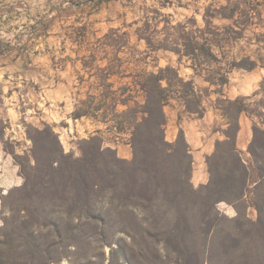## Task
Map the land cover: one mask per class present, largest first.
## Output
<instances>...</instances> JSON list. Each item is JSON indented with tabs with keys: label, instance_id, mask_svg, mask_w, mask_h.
Segmentation results:
<instances>
[{
	"label": "trees",
	"instance_id": "trees-1",
	"mask_svg": "<svg viewBox=\"0 0 264 264\" xmlns=\"http://www.w3.org/2000/svg\"><path fill=\"white\" fill-rule=\"evenodd\" d=\"M206 1L202 24L195 14L175 20L162 10L163 3L145 7L134 23L150 51L174 52L204 77L208 88L200 89L170 64L157 71L130 70L122 55L133 48L127 30L111 28L96 39L91 53L82 58L94 80L72 117L100 121L118 137L129 133L133 158H120L114 148L104 147L100 133L82 139L83 155L76 157L51 125L32 127V154L19 157L25 178L18 188L20 206L12 226L0 228L5 230L0 233V264L11 262L10 256L1 258L10 252L4 251L9 245L22 249L19 260H13L17 264L55 263L56 244L44 247L39 239L41 229L47 228L71 245L83 238L106 242L108 230L114 229L134 244L153 239L163 244L166 258L177 257L176 264L220 259L225 264H257L264 258V78L251 95L231 98L224 93L234 70L264 67V31L247 35L263 22L261 0ZM216 18L230 22L220 24ZM78 30L86 35L85 25ZM243 41L256 47L248 48ZM126 78L131 81H122ZM211 92L219 95L216 108L224 123L215 131L222 138L206 156L208 182L196 187L192 147L183 127L174 141L167 139L165 108L177 102L186 113L202 118ZM243 113L253 122L248 159L238 146ZM222 202L236 214L223 212ZM251 207L257 210L256 220L249 217ZM79 222L86 229H76Z\"/></svg>",
	"mask_w": 264,
	"mask_h": 264
},
{
	"label": "rangeland",
	"instance_id": "rangeland-1",
	"mask_svg": "<svg viewBox=\"0 0 264 264\" xmlns=\"http://www.w3.org/2000/svg\"><path fill=\"white\" fill-rule=\"evenodd\" d=\"M99 1L101 0H0V146L11 161L9 166L3 168V171H10L14 168L20 176L19 183L10 182L5 187L0 185V228L3 226L5 228L8 224L12 226L13 218L17 215L16 209L20 206L19 198L22 195L18 188L25 183V178L21 173L19 163L22 158L19 157L32 154L33 141L29 137L32 127L42 129L47 124L51 125L59 135L66 151L74 153L76 157L83 155L82 139L100 133L104 138V147L114 148L120 158L127 160L133 158L129 133L118 137L115 131L96 132L93 126H90L93 120L73 123L72 119L66 116L72 103L69 101L65 105V101H59V96L51 100L45 95L44 89L57 88L58 79H61L62 73L55 70L48 54H37L36 52L47 53V46L52 51L56 46L62 45L63 32H66L65 27L70 25L80 12L76 10L78 5L84 8L80 16L90 17L94 29H98L97 35L114 26L125 28L130 33L133 48L125 49V53H122L127 61H130L125 64L130 70L146 68L157 71L159 67L170 64L177 67L184 77L193 78L200 89L210 87L203 76L196 74L188 66L186 60L180 62L178 55L174 52L164 49L150 51L145 41L137 37L135 32L137 25L134 23L143 16L145 7H162L163 3L166 6L162 7V10L172 14L175 20H183L195 14L202 24L204 8L210 1L114 0L103 4L99 10L95 11ZM218 1L224 0H211L214 3ZM260 8L263 22L248 29V37L254 36V32L264 31V0H261ZM215 21L220 24L230 22L220 18H216ZM92 34H89V37L91 41H95L96 35ZM35 44H38L36 50ZM242 45H247L248 48L256 47V45H249L247 41H243ZM23 46L26 48L23 49ZM66 47L69 54L73 56L75 53L72 50L80 48L76 44H71L70 41L67 42ZM79 50L82 51V49ZM56 55L59 56V53ZM58 62L60 63V60ZM72 65L76 66L75 63ZM72 65V70L71 68L70 70L72 75L76 76L74 72L76 67L73 68ZM263 78L264 67H258L253 71L236 69L231 73L230 82L224 87V93L231 98L251 95L259 88ZM122 81H131V79L126 78ZM60 86L64 88L62 84ZM211 89L215 87L211 86ZM218 96L217 93L211 92L205 97L204 103L207 110L202 118L186 113L177 102L165 108L168 118L167 139L174 141L179 134L180 127H183L192 147L193 183L196 187L206 184L209 180L206 156L211 154L208 153L210 148H215V142L218 139L216 135L219 137L215 129L224 123L221 111L216 108ZM120 108L124 106L121 105ZM180 115L182 116L181 121ZM241 124L238 146L243 150V156L248 159L247 147L252 137L253 122L246 113H243ZM0 169L2 170V167ZM3 179L4 181L7 179V174ZM219 208L230 217L236 214L234 207L225 202L220 203ZM248 214L253 220L257 219L255 208H249ZM84 224V222H79L76 229H86ZM144 227L148 228V225ZM41 230H43V235L39 239L44 247L48 243L56 244V251L53 252L56 262L53 264H176L177 261L174 254L165 257L164 246L161 242L148 239L144 243L134 244L130 238L116 229L108 230L110 237L106 242L83 238L79 243H72V245L67 239L57 237L53 228ZM51 230L52 236H49L48 232ZM3 232L5 230L0 229V233ZM44 234H48V238ZM4 248V251L10 252H5L6 255L3 254L1 258L7 259L10 256L11 262L8 264H17L13 260H19V252L22 249L20 248L19 251L17 246L12 248L11 245ZM225 263V259L213 263L202 262V264ZM257 264H264V258L258 260Z\"/></svg>",
	"mask_w": 264,
	"mask_h": 264
},
{
	"label": "crops",
	"instance_id": "crops-1",
	"mask_svg": "<svg viewBox=\"0 0 264 264\" xmlns=\"http://www.w3.org/2000/svg\"><path fill=\"white\" fill-rule=\"evenodd\" d=\"M113 1L114 0L99 1V3H97V9L95 11L99 10L103 4L110 3ZM76 10L81 12V10H84V8L78 5V9ZM80 12L77 13L78 16L76 17V19L70 25L65 27L66 32H63L64 39L62 41L61 46L59 47L56 46L55 49H53L52 51L50 50L51 48L48 49L49 46H47L46 47V50H48L47 53H44V51H37L36 53L37 54H48V56L53 61V67L55 68V70H58L62 73L61 79L60 80L58 79L57 88L44 89L46 97H48L51 100L52 99L55 100L59 96L60 97L59 101L60 102L65 101V105H67L68 102L70 101L72 104L70 106V109H68L66 113V116L68 117V119H72L73 123L80 122L81 120L82 121L87 120L88 122H91V120H93V124H90V126L92 125L96 132H98V130H101L100 132H103L104 130H108L107 125H105L104 123L100 121H97V120H94L92 118L85 117V116L82 118H77V119L72 117V113L75 109L76 103L78 102L79 99L85 98L87 96L89 84L91 81L94 80V77L92 78L89 77V74L87 72L88 69L84 67L82 58L84 55H89L91 53L92 45L96 41V39L98 37L103 36L105 33H107L111 29L110 28L109 30L104 31L103 33L97 35L98 29L97 30L94 29V25L90 17L88 15L84 17L80 16L81 15ZM83 25H85L86 27V31H85L86 35L81 36L78 29L79 27ZM118 27L120 26H116V27L114 26V28H118ZM122 30H125V28H123ZM89 34L96 35L95 41H91ZM68 41H70L71 44H76L78 47H80L79 49H82V51H80L77 48L75 50L74 49L72 50V52L75 53L74 56L69 54V52L67 51V47H66ZM25 46L27 47L28 45L26 44ZM25 46H23L22 48L24 49ZM36 48H38V44H35V50ZM57 53H59V56L56 55ZM56 60L58 61L60 60V63L58 61L56 62ZM73 63H75L76 68L72 65ZM71 65L73 66V68H75L74 72H76V76L72 75ZM82 76L84 77L83 81L80 79V77ZM61 84L64 86V88L60 86ZM241 130H240V133H241ZM240 133H239V136H240ZM218 136L219 137H217L216 135V138H222V135L220 133ZM239 136H238V142H239ZM213 150H214V147L210 148L208 153H212ZM9 164H11V161L9 157L6 156V154L4 153V151L2 150L0 146V167H2V170L0 169V185L2 187L7 186L10 182H14V183L20 182V176L17 174V169L11 168L10 171H7V170L3 171L4 170L3 168L9 166ZM13 173H16V174L14 175ZM6 174H7V179H5L4 181L3 177Z\"/></svg>",
	"mask_w": 264,
	"mask_h": 264
}]
</instances>
